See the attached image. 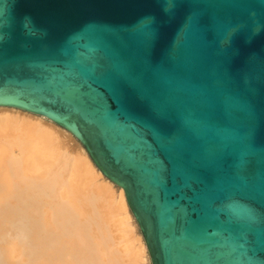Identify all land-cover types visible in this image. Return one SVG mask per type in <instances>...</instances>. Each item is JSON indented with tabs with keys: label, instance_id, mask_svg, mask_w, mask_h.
I'll return each instance as SVG.
<instances>
[{
	"label": "water",
	"instance_id": "obj_1",
	"mask_svg": "<svg viewBox=\"0 0 264 264\" xmlns=\"http://www.w3.org/2000/svg\"><path fill=\"white\" fill-rule=\"evenodd\" d=\"M0 106L78 141L151 264H264V0H0Z\"/></svg>",
	"mask_w": 264,
	"mask_h": 264
},
{
	"label": "bare ground",
	"instance_id": "obj_2",
	"mask_svg": "<svg viewBox=\"0 0 264 264\" xmlns=\"http://www.w3.org/2000/svg\"><path fill=\"white\" fill-rule=\"evenodd\" d=\"M70 136L0 106V264H143L123 189Z\"/></svg>",
	"mask_w": 264,
	"mask_h": 264
},
{
	"label": "rangeland",
	"instance_id": "obj_3",
	"mask_svg": "<svg viewBox=\"0 0 264 264\" xmlns=\"http://www.w3.org/2000/svg\"><path fill=\"white\" fill-rule=\"evenodd\" d=\"M64 142L67 144H69L70 146H69V148H71V150H73V148H77L78 147V145H79V143H78V141L73 137V136H70V138H68V137H65V139H64ZM68 148V149H69ZM76 148L74 149V151H76ZM100 178V177H99ZM100 180H102V178H100ZM117 189H118V186H116V185H114L113 184V190L115 191V193H116V191H117ZM129 211V210H128ZM129 213H130V211H129ZM131 214V213H130ZM132 216V215H131ZM130 222H131V226H132V231H133V233H134V235L136 236V238L138 237V238H140V236H141V234H140V232H139V230H138V227H137V225H136V222H135V220H134V218L133 217H130ZM148 256V253L146 254V253H144V261H143V264H151L150 263V259H149V256Z\"/></svg>",
	"mask_w": 264,
	"mask_h": 264
}]
</instances>
